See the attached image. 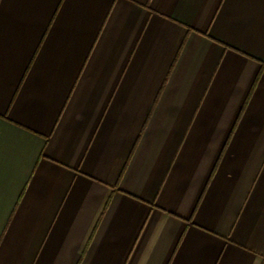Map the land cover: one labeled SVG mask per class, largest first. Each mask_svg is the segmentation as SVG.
<instances>
[{
  "label": "crops",
  "instance_id": "obj_1",
  "mask_svg": "<svg viewBox=\"0 0 264 264\" xmlns=\"http://www.w3.org/2000/svg\"><path fill=\"white\" fill-rule=\"evenodd\" d=\"M0 264H264V0H0Z\"/></svg>",
  "mask_w": 264,
  "mask_h": 264
}]
</instances>
